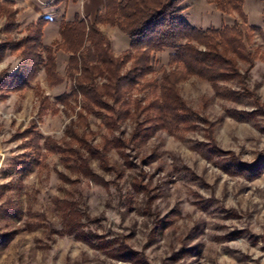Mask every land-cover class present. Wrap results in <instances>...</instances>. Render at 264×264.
Returning a JSON list of instances; mask_svg holds the SVG:
<instances>
[{"label": "rangeland", "instance_id": "obj_1", "mask_svg": "<svg viewBox=\"0 0 264 264\" xmlns=\"http://www.w3.org/2000/svg\"><path fill=\"white\" fill-rule=\"evenodd\" d=\"M12 1L0 9V46L23 38L27 25L50 16L42 42L53 45L56 73L63 80L50 85L40 68L25 87L0 89V264H264V42L259 33L245 41L251 60L238 59L236 75L218 82V89L195 75L178 83L197 114L189 127L158 128L133 145L128 137L134 117L109 132L102 117L80 109L79 98L55 102L73 84L69 54L59 47L60 20L79 14L93 21L103 0ZM216 3L184 0L183 15L202 29L245 22L264 32V0H243L240 13L230 14ZM9 12L15 25L8 30ZM98 28L114 56L127 53L125 33L107 23ZM0 57V78L15 73L20 51L6 49ZM168 70V51L155 53L148 77L159 80ZM143 95L128 94L131 100ZM26 128L29 134L19 135ZM37 133L75 152L43 149L38 155L32 143ZM106 138L111 141L104 150ZM90 147L97 151L89 152ZM32 159L37 164L22 173V162ZM247 167L254 168L245 174Z\"/></svg>", "mask_w": 264, "mask_h": 264}, {"label": "trees", "instance_id": "obj_2", "mask_svg": "<svg viewBox=\"0 0 264 264\" xmlns=\"http://www.w3.org/2000/svg\"><path fill=\"white\" fill-rule=\"evenodd\" d=\"M183 1L103 0L102 9L96 12L93 21L79 14L70 20H60L62 42L59 47L69 54L67 73L73 84L70 90L56 96L55 102H76L79 98L82 101L80 109L85 114L102 117L109 132L117 129L126 118L134 117L136 125L128 137V143L133 145H139L158 128L175 132L179 127H189L197 114L181 97L178 83L195 75L218 89V82L227 80L231 74L236 75L238 59L251 60L245 49V41L248 42L251 33L257 31L264 42V32L245 22L219 28L194 27L183 15ZM242 2L217 0L216 6L225 14L240 13ZM5 5H13V1L2 0L0 9L6 8ZM7 17L11 19L7 22L9 30L15 22L10 12ZM49 21L48 16L40 17L27 25L28 33L23 38L9 40L0 46V55L12 49L19 50L21 57L16 72L0 78V89L25 87L40 68L45 70L50 85L62 82V77L56 73L55 49L42 42V27ZM102 23L115 26L128 36L126 54L114 56L110 40L98 28ZM163 51H168L170 70L164 71L159 80L148 77L153 72V55ZM99 77L105 80L101 85L96 82ZM132 90L144 95L131 100L128 94ZM82 111L78 112L81 118ZM139 116H143L142 120H138ZM29 132L26 128L19 135ZM32 141L38 155L43 149L62 154L75 152L70 146H56L49 137L38 133ZM110 141L105 139L104 150ZM88 150L97 151L91 147ZM36 164V159L23 161L22 173H28ZM247 168L245 174L254 167Z\"/></svg>", "mask_w": 264, "mask_h": 264}, {"label": "crops", "instance_id": "obj_3", "mask_svg": "<svg viewBox=\"0 0 264 264\" xmlns=\"http://www.w3.org/2000/svg\"><path fill=\"white\" fill-rule=\"evenodd\" d=\"M0 2H1V1H0ZM48 17H50V16H48ZM55 18H56V17H55ZM55 18H54V19H55Z\"/></svg>", "mask_w": 264, "mask_h": 264}]
</instances>
